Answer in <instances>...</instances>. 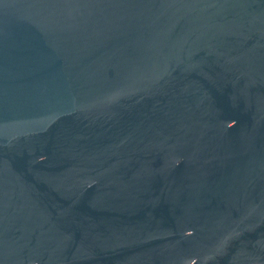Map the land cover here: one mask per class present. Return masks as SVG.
I'll return each mask as SVG.
<instances>
[{
	"label": "water",
	"instance_id": "95a60500",
	"mask_svg": "<svg viewBox=\"0 0 264 264\" xmlns=\"http://www.w3.org/2000/svg\"><path fill=\"white\" fill-rule=\"evenodd\" d=\"M0 264H264V0H0Z\"/></svg>",
	"mask_w": 264,
	"mask_h": 264
}]
</instances>
